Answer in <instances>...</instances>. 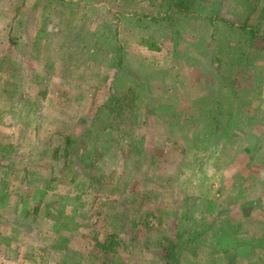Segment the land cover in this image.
I'll use <instances>...</instances> for the list:
<instances>
[{"label": "rangeland", "instance_id": "1", "mask_svg": "<svg viewBox=\"0 0 264 264\" xmlns=\"http://www.w3.org/2000/svg\"><path fill=\"white\" fill-rule=\"evenodd\" d=\"M167 244L264 264V0H0V264Z\"/></svg>", "mask_w": 264, "mask_h": 264}, {"label": "trees", "instance_id": "2", "mask_svg": "<svg viewBox=\"0 0 264 264\" xmlns=\"http://www.w3.org/2000/svg\"><path fill=\"white\" fill-rule=\"evenodd\" d=\"M174 4H175V8H176L177 11H182V9H181V7L183 6L182 2H178V3H174ZM170 5H171V3L168 4V7ZM168 7H166L167 10H169ZM183 7H184L183 10H185L186 6H183ZM171 246H174V245L171 244ZM170 251H171L170 245L167 244V246L165 248V251H164V262H165V264H167L166 262H168L171 259V257H172V254H171Z\"/></svg>", "mask_w": 264, "mask_h": 264}]
</instances>
